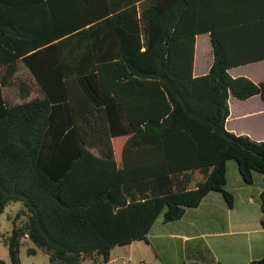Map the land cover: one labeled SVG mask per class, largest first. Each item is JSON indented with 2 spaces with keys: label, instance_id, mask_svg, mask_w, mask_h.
I'll return each instance as SVG.
<instances>
[{
  "label": "trees",
  "instance_id": "trees-1",
  "mask_svg": "<svg viewBox=\"0 0 264 264\" xmlns=\"http://www.w3.org/2000/svg\"><path fill=\"white\" fill-rule=\"evenodd\" d=\"M104 1L111 7L103 12L106 24L129 19L137 31L126 45L117 39L119 54L113 59L107 55L113 46L110 33L103 36L100 56L92 57L88 51L84 57L69 58L62 57L68 53L62 45L46 41L49 37L24 35L0 20V215L12 203L23 207L3 240L9 264H21L20 247L26 240L44 250L50 264L108 263L114 247L146 239L159 218L164 224L181 220L186 209L198 207L210 192L221 193L232 207L233 197L224 188L229 160L235 161L245 185L253 184L254 173L261 175L258 201L264 228V141L224 128L229 95L240 101L259 95L264 102V82L233 78L228 69L264 58L232 61L211 33L212 66L208 74L194 78V36L200 30L189 26V0ZM114 3L128 5L116 11ZM19 62L30 72L42 97L7 105L1 83L8 81ZM129 85L136 86L135 94L140 96L143 90L148 95L143 122L131 116L132 106L126 103L125 86ZM79 96L91 107L83 108ZM112 100L131 130H141L143 124L159 161L161 169L151 171L144 202H136L125 187L98 190L92 181H78L75 157L81 154L82 144L76 106L83 114L104 111L111 134H116L125 131L119 117L112 122L110 109L102 110ZM137 104L134 109L142 110ZM69 122L73 126L70 141L68 132L62 138ZM193 171L200 177L190 185L185 180ZM27 253L35 254V250ZM185 253L195 264H222L205 247ZM0 264L7 263L0 260ZM248 264H264V257Z\"/></svg>",
  "mask_w": 264,
  "mask_h": 264
},
{
  "label": "crops",
  "instance_id": "crops-1",
  "mask_svg": "<svg viewBox=\"0 0 264 264\" xmlns=\"http://www.w3.org/2000/svg\"><path fill=\"white\" fill-rule=\"evenodd\" d=\"M189 1V26L191 29L197 27L200 30L194 36V78L205 76L212 66L211 33L223 44L232 61L264 58V0ZM140 2L144 4L146 0ZM139 3L135 4L137 10ZM127 5L116 6L114 3V10L123 11ZM110 9V5L104 0H0V20L5 25L13 26L15 30L19 29L24 35L32 32L40 39L49 37L46 41L62 45V51H68L62 57L69 58L84 57V53L88 51L92 52V57L100 56L103 36L110 33L113 46L107 55L109 59H113L119 54L117 39L120 42L121 38L126 45V40L134 37L137 31L135 24L129 19H114L106 24L103 12ZM112 25L116 29H113ZM86 30L90 31V34ZM17 37L15 33L14 38ZM68 44L75 47L70 48ZM227 72L233 78L245 77L255 84H260L264 82V59L233 65ZM25 73L30 76L33 84L20 78L19 75ZM2 75L0 70V78ZM7 80L1 83L2 97L7 105L21 104V90H28L32 99L42 97L30 72L21 62L16 64V71ZM12 87H17L16 93H13V102L9 100L12 97ZM134 87L136 86H125V92H128L125 100L132 106L131 116L136 121L143 122L144 113H148V95L145 92L144 96L143 90L140 96L135 94ZM110 96L113 98V93ZM78 101L85 109L91 107L82 96L78 97ZM138 102L142 110L134 109ZM227 105L229 115L224 125L226 131L247 136L256 142L264 141V102L259 95L244 101L229 95ZM104 108L110 109V121L116 122L119 117V125L125 131L111 134L104 111L100 109V112L93 110L83 114L76 106V122L82 144L81 154L75 157V171L80 173L78 181H92L98 190L109 186L125 187L136 202H144L151 181V171L161 169L151 150L150 135L144 131L143 124L139 125L141 130H131L129 120L122 117L114 100L112 105L102 107V110ZM72 128L69 122L62 138H66L68 132L70 141ZM189 175L191 178L185 181L190 185L200 177L198 171ZM183 177L184 174L179 179ZM258 177L254 174L253 184L256 180L257 188L252 190V185L243 183L236 163L229 161L226 164L225 190L233 197L232 207L227 205L221 193L210 192L198 207L186 209L181 220L171 222L176 223L175 226L160 224L159 218L146 239L118 247L130 248L137 245L138 250L141 246L144 251H148L153 250L151 242L161 246L159 241L168 239L180 242L179 253L182 258L185 257L187 249L195 252L205 247L215 261L222 264H248L260 259L264 257V228L261 226L262 215L258 201L262 181ZM257 206L260 211L258 215Z\"/></svg>",
  "mask_w": 264,
  "mask_h": 264
},
{
  "label": "rangeland",
  "instance_id": "rangeland-1",
  "mask_svg": "<svg viewBox=\"0 0 264 264\" xmlns=\"http://www.w3.org/2000/svg\"><path fill=\"white\" fill-rule=\"evenodd\" d=\"M19 76L20 78H22V80L24 81L28 80L30 81L31 84H33L32 79L27 73L20 74ZM16 91H17V87L15 88L12 87V90L10 92L12 94V97L9 98L11 102H13L14 100L13 93H16ZM21 95H22L21 103L32 99V95L30 96V92L28 95H26V91L21 90ZM229 161L235 163V161L233 160H229ZM254 174L255 176H259L258 178H260V180L262 181L261 179L262 177L259 173H254ZM251 187L252 190L257 188L256 180L254 181V184H252ZM224 188H226V185ZM22 208L23 207L21 203H12L8 205L3 211V213L0 215V260L5 261L7 264H9L8 250L3 240L10 234L12 229V221L15 220L16 214L20 210H22ZM258 208L259 207L257 206L256 215H258V212H260ZM248 210H250V208H248ZM251 213H253V208L251 209ZM160 224H164L162 220H160ZM175 224L176 223H170L166 225L173 227L175 226ZM151 241L153 240L151 239ZM159 242L162 244V245L160 244L161 246H159V244H155L154 242H151L153 245V250L149 249L148 251L146 250L144 251L141 246H140V250H138L137 245H134L130 248L117 246L111 251L109 262L102 264H183V261H185V264H192L190 260L186 258V255L184 257V253H183L184 258L180 256L179 241L176 240L170 241L168 239H162ZM29 249H34L35 254H31V255L28 254L27 251ZM19 260L21 264H50L48 261L47 253L44 250L37 249L28 240L24 241L20 247Z\"/></svg>",
  "mask_w": 264,
  "mask_h": 264
}]
</instances>
